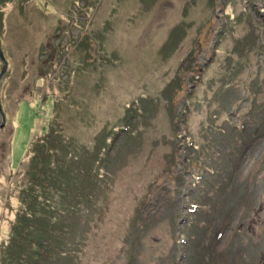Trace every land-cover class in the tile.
Here are the masks:
<instances>
[{
    "label": "rangeland",
    "instance_id": "1",
    "mask_svg": "<svg viewBox=\"0 0 264 264\" xmlns=\"http://www.w3.org/2000/svg\"><path fill=\"white\" fill-rule=\"evenodd\" d=\"M1 10L0 47L10 75L0 81L6 116L0 244L13 219L9 183L17 182L13 173L42 132L40 120L53 113L48 96L65 95L71 86L65 70L89 62L88 73H77L78 93L72 91L82 101L69 108L73 126L60 122L68 134L88 142L87 134L111 129L142 93L158 108L134 105L141 110L134 128L142 132L129 146L122 138L112 148L114 159L107 158L108 170L126 167L117 174L105 221L91 232L84 264H264V0H7ZM177 27L183 32L167 47ZM84 41L80 60L74 52ZM2 66L0 59V73ZM170 81L179 86L172 101L156 99ZM242 122L254 139L249 148L240 140L234 157L236 137L227 135ZM213 149L221 156L212 158ZM206 165L238 171L239 185L250 191H236V202H244L223 234L216 237L214 223L208 234L196 230L201 242L189 241L196 253L191 258L177 237L190 233L187 217L193 203L202 202L193 183ZM129 225L130 245L122 248Z\"/></svg>",
    "mask_w": 264,
    "mask_h": 264
},
{
    "label": "trees",
    "instance_id": "2",
    "mask_svg": "<svg viewBox=\"0 0 264 264\" xmlns=\"http://www.w3.org/2000/svg\"><path fill=\"white\" fill-rule=\"evenodd\" d=\"M6 3L7 0H0V27L3 19L1 7ZM223 31L219 33L221 38H223ZM178 32L182 33L183 30L177 27L170 33L167 47H172L176 42L177 39L175 42L173 40ZM84 40L88 43L86 37ZM85 41L74 54L77 53L79 56L85 54L83 52ZM78 59L83 60L84 58L80 56ZM85 63L73 64L65 70L68 75L66 80L71 82L68 92L58 98L55 94L48 96L53 103V113L49 119L40 120L43 124L42 132L36 133V136L32 138L23 163L17 172L13 173L12 177L17 178V182L9 183L12 189L8 195L10 196L8 197V210L13 215V219L9 220L8 231L4 234V241L0 244V264H84L88 245L93 236L91 232L98 224L105 221V208L111 199V192L115 190L113 187L117 181V174L126 167L122 165L117 169L108 170L107 158L114 159L111 155L112 148L122 138H126L127 146H129L134 141V133L142 132V127L136 125L134 128L133 124L135 118L141 120V110H136L143 106L140 102L148 103L146 106L148 110L158 108L156 102L150 101L151 98L146 95L147 93H142L130 105H127V114L111 129L109 125H106L94 135H91L92 132L87 134L89 135L88 142L68 134L66 128L70 130L73 126V121L68 116L69 108L82 103L78 94L72 92L77 91L74 85L78 86L81 82L77 73L81 71L88 73L87 69L91 67L89 62ZM112 63L113 61L109 60V64ZM75 68L77 70L73 72ZM9 75L8 64L4 84ZM82 82L84 84L87 81ZM178 87V84L175 87L172 86L170 81L156 99L164 95L167 96L166 100L171 102ZM74 95L77 96L74 97ZM134 105L138 107L134 108ZM83 111L89 113L91 109L84 106ZM213 117L217 119L219 115L215 114ZM154 118L151 111L149 113L150 122H153ZM60 122L66 123L67 127L65 128ZM148 127L151 125L145 129ZM90 128L96 129L94 126H88V129ZM247 131L243 122L241 128H238V123H236L234 130L232 128L227 135L229 138H232L233 134L236 137L234 157L239 151L237 149H239L240 140L246 148L250 147L254 133L250 136ZM219 134L224 136L227 131L221 129ZM143 135H146L145 130ZM215 154L218 157L221 156L220 152L213 149L210 156L214 158ZM128 155L136 156V153L131 152ZM234 166L238 165L235 163ZM228 173L217 167L206 165L200 174L195 175L194 193L198 194L195 196H199L202 202L198 200L194 202L191 213L187 217L190 233L177 237L178 242L182 241L184 246L181 247L178 243L180 249L183 248L190 253L191 258H196V253L192 251L195 245L189 241L194 242L196 239L198 242L204 232L208 234L212 230L210 226L213 223L216 228V237L218 232L223 234L227 228L225 223L232 220L237 213L238 206L244 202L243 200L236 202V191H250L245 184L239 185L238 171ZM254 220L256 224H259L258 221L263 222L260 214L255 215ZM243 223L242 219V226ZM129 227L123 234L122 248L130 245L128 240L132 227L130 225ZM196 230L202 234H196ZM179 234L181 233L177 236ZM197 242L196 246H199Z\"/></svg>",
    "mask_w": 264,
    "mask_h": 264
},
{
    "label": "water",
    "instance_id": "3",
    "mask_svg": "<svg viewBox=\"0 0 264 264\" xmlns=\"http://www.w3.org/2000/svg\"><path fill=\"white\" fill-rule=\"evenodd\" d=\"M0 59L3 65L0 73V81H1L2 77L5 75L8 69V62L1 47H0ZM0 116H1L0 128H3L6 121V116H5V112L2 109L1 101H0Z\"/></svg>",
    "mask_w": 264,
    "mask_h": 264
}]
</instances>
